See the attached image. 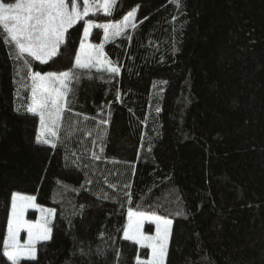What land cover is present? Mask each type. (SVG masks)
Segmentation results:
<instances>
[{
    "label": "trees",
    "instance_id": "obj_1",
    "mask_svg": "<svg viewBox=\"0 0 264 264\" xmlns=\"http://www.w3.org/2000/svg\"><path fill=\"white\" fill-rule=\"evenodd\" d=\"M179 5L118 0L110 15L85 18L137 8V27L104 46L119 76L92 69L71 86L56 148L36 143L38 116L14 107L20 88L28 96V67L0 29V264H10L13 192L55 209L50 239L20 264L147 259L149 249L123 239L129 208L172 220L165 264H264V0ZM69 32L47 64L27 58L33 71L72 67L83 22ZM101 36L93 29L90 41Z\"/></svg>",
    "mask_w": 264,
    "mask_h": 264
},
{
    "label": "snow or ice",
    "instance_id": "obj_2",
    "mask_svg": "<svg viewBox=\"0 0 264 264\" xmlns=\"http://www.w3.org/2000/svg\"><path fill=\"white\" fill-rule=\"evenodd\" d=\"M174 2L177 7L180 6L179 0ZM117 3L118 0H82V4L80 0H14V2L0 0V29L4 34L3 42L12 49L10 56L23 61L28 67L31 92L27 112L39 118L36 143L51 148L57 147L63 115L66 111H71L68 100L73 91L71 86L79 82L81 75L90 76L91 70L96 69L97 72L107 73L110 77L119 76L121 68L106 57L104 46L110 39L125 35L129 27L132 29L137 27V8L128 11L119 22L96 23L90 18L85 19L90 14L94 16L100 12L106 16L110 15ZM81 21L83 35L72 67L60 72L33 71L27 58L40 64H47L59 55L61 47L66 43V34L70 35L69 30ZM93 29L103 30V40L99 44L89 42ZM107 124V119L98 121V126ZM69 128L72 129L73 126L70 125ZM88 134L91 135L90 132ZM103 138V129L98 128L97 139L103 141ZM98 146L103 152L102 144ZM92 159L99 160L101 156L93 153ZM130 187L131 185H125V188ZM125 196L130 197V194L126 192ZM35 201L36 197L32 195L19 192H13L11 195L7 236L3 240V256L10 264H20L22 258L35 260L37 243L50 239L55 209L40 207ZM28 208H35L40 212V217L35 222L25 219ZM127 218L123 239L140 248L151 250L147 259H141L138 255L136 264H165L172 220L154 213L133 211L131 208L128 210ZM145 221L155 224L154 235H146L142 231ZM22 229L27 232V240L24 243H20L18 239Z\"/></svg>",
    "mask_w": 264,
    "mask_h": 264
},
{
    "label": "rangeland",
    "instance_id": "obj_3",
    "mask_svg": "<svg viewBox=\"0 0 264 264\" xmlns=\"http://www.w3.org/2000/svg\"><path fill=\"white\" fill-rule=\"evenodd\" d=\"M122 19V17L120 19H117V20H107V21H94L96 23H107V22H119L120 20ZM130 28V27H129ZM102 30V29H101ZM82 35H83V32H82ZM91 36V35H90ZM82 37V36H81ZM116 38V37H115ZM114 38V39H115ZM103 40V30H102V36H101V40L98 42V43H93V44H99L101 43ZM111 40L113 39H110L108 42H110ZM89 42L92 43L90 41V37H89ZM108 42H106L105 44H107ZM79 48V47H78ZM105 51V50H104ZM106 55V54H105ZM107 57V56H106ZM22 90V91H21ZM24 87L23 88H20L16 94H15V99H14V107L16 110H19V111H27V106L28 104L30 103V92H31V88H30V80H29V92H28V96H25L24 93ZM20 193V192H19ZM23 194V193H21ZM25 195H28V194H25ZM33 196V195H32ZM36 202V201H35ZM37 204V203H36ZM39 205V204H37ZM40 207H44V208H51V209H54L52 207H48V206H41L39 205ZM10 212H11V203H10V209H9V215H10ZM149 214V213H147ZM8 215V217H9ZM40 217V212L37 211L35 208H28L25 212V219L28 220V221H32V222H35L38 218ZM54 217H55V214H54ZM54 217L52 218V221L54 219ZM127 223H128V218H127ZM127 225V224H126ZM148 225V226H151L152 227V232L151 233H148L144 230V227ZM142 231L146 234V235H154L155 234V231H156V228H155V224L149 222V221H145L144 224H143V227H142ZM7 236V228H6V234H5V237ZM18 239L20 241V243H24V241L27 240V232L26 230H21L20 233H19V236H18ZM40 242H43V241H40ZM39 243V242H38ZM37 243V244H38ZM37 246V245H36ZM151 254V250L149 249V253H148V257L150 256ZM147 257V258H148ZM22 259H27V258H22Z\"/></svg>",
    "mask_w": 264,
    "mask_h": 264
}]
</instances>
